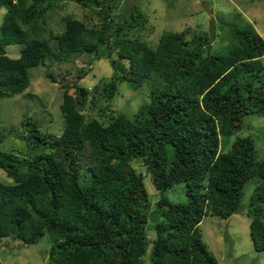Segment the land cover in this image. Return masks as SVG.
<instances>
[{
    "label": "trees",
    "instance_id": "trees-1",
    "mask_svg": "<svg viewBox=\"0 0 264 264\" xmlns=\"http://www.w3.org/2000/svg\"><path fill=\"white\" fill-rule=\"evenodd\" d=\"M70 1L94 9L98 22L66 15L60 32L43 37L39 24L51 7L47 1L0 0V96L24 92L29 70L48 58L99 59L117 50L103 85L107 97L118 82L149 81V102L133 118L117 113L103 123L82 112L88 89L62 82V133L41 132L27 117L20 135L27 152L0 149V169L13 180H0V237L30 244L47 232L49 264H143L149 245V264H219L200 223L204 216L227 218L241 210L243 186L257 177L246 213L254 248L264 251V157L256 159L249 135L219 151L221 136L241 130L245 115L264 116V38L252 22L239 13L219 16L226 43L218 46L213 26L165 31L152 46L131 37L147 22L136 3L116 16L121 0ZM9 44H23L19 56L5 53ZM44 75L56 81L51 71ZM136 159L160 193L155 203L131 164ZM178 183L185 185L186 202L165 195Z\"/></svg>",
    "mask_w": 264,
    "mask_h": 264
},
{
    "label": "rangeland",
    "instance_id": "rangeland-1",
    "mask_svg": "<svg viewBox=\"0 0 264 264\" xmlns=\"http://www.w3.org/2000/svg\"><path fill=\"white\" fill-rule=\"evenodd\" d=\"M44 1L51 7L39 24L41 35L48 37L58 33L64 27L63 18L72 15L85 20L89 24L98 22L94 9L80 6L70 0H28V2ZM136 3L147 17L145 26L136 28L131 37L147 41L155 46L160 35L165 31H184L192 28L193 32L209 30L214 27L215 40L213 46L225 44L221 38L217 19L221 15L239 13L252 22L255 30L264 38V0H121L113 14L118 16L130 4ZM5 7L0 6V26ZM31 35V34H30ZM192 35L187 34L186 38ZM23 44L5 46V53L10 57L19 56ZM109 57L96 59L92 54H78L67 61L58 62L48 58L44 65L29 70L30 85L19 94L0 96V121L2 151L17 150L27 152L26 139L21 134L26 133L22 121L31 117L41 132L61 134L64 128V117L60 110L62 101V82L77 81L89 91L86 107L82 112L87 118H97L108 123L117 113H123L133 118L140 104L149 102V81L139 86H133L126 81L118 82L112 98H108L103 89L113 73L110 61L119 59L117 50H109ZM127 66L128 60L121 59ZM264 62V55L262 56ZM51 71L56 81L51 82L44 73ZM81 77H78V76ZM73 92V89L70 90ZM244 126L234 134L222 135L220 138V153L227 152L236 136L249 135L254 139L256 159L264 157V116L250 113L244 116ZM136 170L142 172L145 187L150 200L155 203L160 197L159 191L151 181L149 173L141 159L132 160ZM83 179V177H82ZM0 180L13 183L3 169H0ZM258 178L249 179L243 186L242 209L233 212L227 218L204 216L200 223L202 240L206 247L217 258L219 264H264V251L254 248L250 234V217L246 210L250 203L252 190ZM165 195L171 201L186 202L184 183H178ZM154 204H152L153 206ZM149 239L154 237L151 222L147 228ZM51 238L45 232L33 243H25L8 236L0 237V261L3 264H49L48 251ZM150 245L144 255L143 264H149Z\"/></svg>",
    "mask_w": 264,
    "mask_h": 264
},
{
    "label": "water",
    "instance_id": "water-1",
    "mask_svg": "<svg viewBox=\"0 0 264 264\" xmlns=\"http://www.w3.org/2000/svg\"><path fill=\"white\" fill-rule=\"evenodd\" d=\"M237 212V211H236Z\"/></svg>",
    "mask_w": 264,
    "mask_h": 264
}]
</instances>
